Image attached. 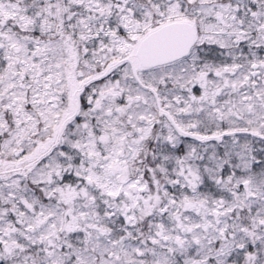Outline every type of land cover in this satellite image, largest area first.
<instances>
[{"label":"snow or ice","instance_id":"obj_1","mask_svg":"<svg viewBox=\"0 0 264 264\" xmlns=\"http://www.w3.org/2000/svg\"><path fill=\"white\" fill-rule=\"evenodd\" d=\"M0 264H264V0H0Z\"/></svg>","mask_w":264,"mask_h":264}]
</instances>
